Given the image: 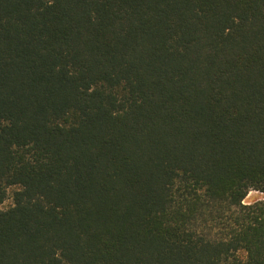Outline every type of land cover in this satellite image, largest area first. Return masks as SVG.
I'll return each instance as SVG.
<instances>
[{
	"label": "trees",
	"instance_id": "1",
	"mask_svg": "<svg viewBox=\"0 0 264 264\" xmlns=\"http://www.w3.org/2000/svg\"><path fill=\"white\" fill-rule=\"evenodd\" d=\"M252 190L264 0H0V264H264Z\"/></svg>",
	"mask_w": 264,
	"mask_h": 264
},
{
	"label": "rangeland",
	"instance_id": "2",
	"mask_svg": "<svg viewBox=\"0 0 264 264\" xmlns=\"http://www.w3.org/2000/svg\"><path fill=\"white\" fill-rule=\"evenodd\" d=\"M262 198H264V194L263 193H260V192L252 190V191H249V193L247 194V196L244 199V202L245 203H250L254 199H262ZM10 202H11L10 198H7L5 200V202L1 205V208L7 207L10 204Z\"/></svg>",
	"mask_w": 264,
	"mask_h": 264
}]
</instances>
